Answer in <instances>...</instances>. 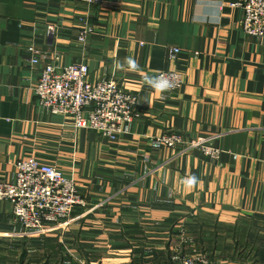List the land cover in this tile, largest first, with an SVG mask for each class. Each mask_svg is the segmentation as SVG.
Wrapping results in <instances>:
<instances>
[{"label":"crops","instance_id":"0c3cea01","mask_svg":"<svg viewBox=\"0 0 264 264\" xmlns=\"http://www.w3.org/2000/svg\"><path fill=\"white\" fill-rule=\"evenodd\" d=\"M235 1L0 0V182L34 156L87 203L84 215L28 231L0 201V264H178L197 251L202 223L264 229V38L244 33ZM84 23L93 33L80 42ZM77 63L92 84L115 80L137 96L139 117L118 141L39 104L43 69ZM162 71L181 72L182 89H161ZM171 134L205 140L220 159L168 147Z\"/></svg>","mask_w":264,"mask_h":264},{"label":"built area","instance_id":"2783aa9c","mask_svg":"<svg viewBox=\"0 0 264 264\" xmlns=\"http://www.w3.org/2000/svg\"><path fill=\"white\" fill-rule=\"evenodd\" d=\"M88 7H98L103 0H69ZM231 7L243 11L241 28L247 36L264 38V0H236ZM80 42H85L93 29L84 23ZM55 28L49 27V34ZM180 49L169 50V60L175 62ZM198 55V53L196 54ZM39 59L33 56L31 64ZM156 84L167 92H178L184 85V77L178 71H162L156 76ZM39 104L54 115L74 119L78 130L97 132L110 142L119 140L123 127L139 117L138 98L115 80L98 84L89 81V69L77 63L67 67L47 65L35 88ZM161 141L180 153L200 150L211 161L220 159L221 151L207 146L206 141H185L178 134L166 135ZM16 179L13 183L0 182V201L10 202L15 220L28 231H42L58 227L72 219L77 211L86 213L87 203L75 183L64 177L59 168L41 163L34 156L16 163ZM191 243V241H190ZM178 264H210L207 255L195 252L184 256Z\"/></svg>","mask_w":264,"mask_h":264},{"label":"trees","instance_id":"16d2710c","mask_svg":"<svg viewBox=\"0 0 264 264\" xmlns=\"http://www.w3.org/2000/svg\"><path fill=\"white\" fill-rule=\"evenodd\" d=\"M203 229L194 234V246L197 251L200 249L203 253L210 254V258L215 259L218 251L228 252L223 254L224 259L230 258L228 261L236 262L237 259H248L250 257L255 258L251 261L252 264H264V243L263 238L258 237L257 234L264 233V229L256 223L239 222L234 225H225L217 221H210L202 223ZM226 228L225 232L229 236L226 239L229 244L224 247H220L218 240L221 238L219 228ZM208 228V230L204 229ZM223 245V243H222ZM212 254L208 251V249ZM222 248V249H221ZM239 257V258H237ZM251 259V258H250ZM216 261V260H214Z\"/></svg>","mask_w":264,"mask_h":264},{"label":"rangeland","instance_id":"374dc122","mask_svg":"<svg viewBox=\"0 0 264 264\" xmlns=\"http://www.w3.org/2000/svg\"><path fill=\"white\" fill-rule=\"evenodd\" d=\"M210 223V222H209ZM243 223V222H242ZM219 231H220V233H221V238L218 240V242H219V244H220V247L222 246V247H224V246H227L228 244H229V242H227L226 241V239H228L229 238V236L228 235H226V233L225 232H227L228 230L226 229V228H219ZM261 235H258L257 234V238L258 237H262L263 238V243H264V233L263 232H261L260 233ZM195 241V240H194ZM222 243H223V245H222ZM191 245H194V244H190V246ZM194 248V247H193ZM196 249V248H195ZM222 249V248H221ZM193 250H191L190 248H189V250H187V252L188 253H190V252H192ZM208 251L212 254L213 252H211V248H210V250L208 249ZM195 252H198V253H202V254H204V255H207V258L209 259V263L210 264H252V262L251 261H254V259L255 258H253V257H250L249 258V260L248 259H237L236 260V262H232V261H228L230 258H228V259H224L223 258V254L225 253V255H228V256H231V255H229V254H227L228 252H222L221 253V251H218L217 253H216V256H215V259H211L210 258V254L208 255L207 253H203L200 249L198 250V251H194V252H192L191 254H194ZM186 255H190V254H186ZM185 255V256H186ZM237 258H239V257H237ZM214 260H216V261H214Z\"/></svg>","mask_w":264,"mask_h":264},{"label":"clouds","instance_id":"9594fccd","mask_svg":"<svg viewBox=\"0 0 264 264\" xmlns=\"http://www.w3.org/2000/svg\"><path fill=\"white\" fill-rule=\"evenodd\" d=\"M131 62V61H130ZM195 178L193 177V178H190L189 180H187L186 181V183L189 185V186H192V185H194L195 184Z\"/></svg>","mask_w":264,"mask_h":264}]
</instances>
